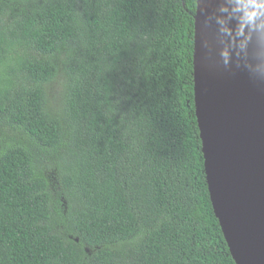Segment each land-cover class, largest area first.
<instances>
[{"label":"trees","instance_id":"obj_1","mask_svg":"<svg viewBox=\"0 0 264 264\" xmlns=\"http://www.w3.org/2000/svg\"><path fill=\"white\" fill-rule=\"evenodd\" d=\"M196 9L0 0V264H237L196 116Z\"/></svg>","mask_w":264,"mask_h":264},{"label":"water","instance_id":"obj_2","mask_svg":"<svg viewBox=\"0 0 264 264\" xmlns=\"http://www.w3.org/2000/svg\"><path fill=\"white\" fill-rule=\"evenodd\" d=\"M250 6L197 0L194 92L208 189L231 254L264 264V14L249 21Z\"/></svg>","mask_w":264,"mask_h":264},{"label":"clouds","instance_id":"obj_3","mask_svg":"<svg viewBox=\"0 0 264 264\" xmlns=\"http://www.w3.org/2000/svg\"><path fill=\"white\" fill-rule=\"evenodd\" d=\"M264 7V0H259V3H256V0H251V6L249 11L245 13L247 19L251 22H254L258 14H264L259 12V8Z\"/></svg>","mask_w":264,"mask_h":264},{"label":"rangeland","instance_id":"obj_4","mask_svg":"<svg viewBox=\"0 0 264 264\" xmlns=\"http://www.w3.org/2000/svg\"><path fill=\"white\" fill-rule=\"evenodd\" d=\"M42 162L48 173H50L54 169L52 162L48 160L47 156H43Z\"/></svg>","mask_w":264,"mask_h":264}]
</instances>
